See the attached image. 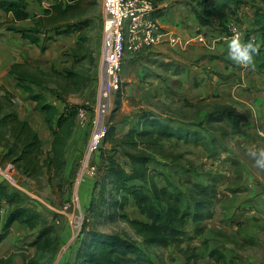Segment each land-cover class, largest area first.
<instances>
[{"label":"rangeland","instance_id":"rangeland-1","mask_svg":"<svg viewBox=\"0 0 264 264\" xmlns=\"http://www.w3.org/2000/svg\"><path fill=\"white\" fill-rule=\"evenodd\" d=\"M162 1L168 4L166 11L181 4L192 12L199 0ZM206 2L209 8L216 11L220 9L224 12L229 6L237 15L238 10L240 17L229 25H234L245 33L254 32L250 11L254 6L261 9L264 6L260 0ZM101 10V0H96L87 14L91 23L85 32L86 47L95 56L94 65L90 64L88 57L83 61L80 57L78 60L72 58L71 50L80 42L78 33L61 35L49 42L50 61H31L45 72L51 69L62 73L72 70L84 74L85 78L90 76L92 81L87 87L68 96L69 104L86 111L89 119L96 108L103 81L100 62ZM227 26L219 25V34L226 32ZM43 39L44 36H41L42 41ZM55 42L57 43L54 44ZM219 44L224 45V50H227V43L220 41ZM147 52L124 58L120 86L112 93L105 122L108 126V119L116 110V102H119L115 121L120 122L126 117L127 126H117L118 132H126L128 125L134 122L133 116L143 110L152 112L172 128H178L180 137L165 143L169 156L164 159L155 157L150 163L148 182L135 184L138 191L149 198V202L139 208L129 198V204L123 210L126 220L110 222L102 219L96 226L97 230L123 235L132 240L136 253L129 254L128 258L139 259L137 264H264V207L255 205L253 196L240 189L241 177L236 165V157L241 153L239 126L225 116L222 120L217 119L221 114L218 109L221 101L213 95L203 99L200 96L217 79L222 80L221 68L211 65L214 59H221V53L208 54L209 60L206 61L201 55L185 53L177 54V58L170 57V61L160 62L157 58L149 59V55L145 54ZM176 73L179 74L174 75ZM33 89L39 92L38 88ZM23 93L27 94L24 90ZM17 95L15 106L19 108L22 98L18 93ZM43 96L46 102L62 109L61 103L52 96L47 93H43ZM88 137L89 126L80 128L76 125L67 137L61 155L65 160L62 181L53 178L48 183L44 176L38 184L15 174L20 185L38 198L39 201L33 197L31 199L35 200L41 214L53 228L50 251L46 257L41 258L35 247L31 246L35 235L26 227L13 225L8 236L0 243V259L9 258L12 264H76L75 251L85 234L79 235L81 226L77 223L78 211L64 210V203L71 194L74 175ZM117 159L123 163L122 158ZM210 180L215 183L214 188L218 193L213 200L212 219L193 224L190 218H185V224L179 228L182 233L176 243L169 234L162 238L166 245L150 243L131 225L135 222L150 224L152 221L144 215L150 208L153 214L161 216L160 224L168 231L167 219L164 217L166 203L161 193L166 191L172 196H179L182 200L180 212L190 209L192 213L194 209L191 206L199 198L193 185H207ZM92 181L94 180H89L90 188L87 189L88 185L84 183L79 191L83 214L85 197L89 196V200L91 197ZM51 209H55V212ZM8 212L9 209L2 204L0 226ZM195 228L201 230V233H197ZM180 249L187 250V254L193 258L190 263H187Z\"/></svg>","mask_w":264,"mask_h":264},{"label":"trees","instance_id":"trees-1","mask_svg":"<svg viewBox=\"0 0 264 264\" xmlns=\"http://www.w3.org/2000/svg\"><path fill=\"white\" fill-rule=\"evenodd\" d=\"M28 0H0V9L12 15V22L0 24L7 31L19 34L42 51L46 44L61 35L78 33V44L71 50L74 59L81 61L88 57L91 65L95 64V56L86 47L85 32L90 26L88 12L96 4V0H53L31 27H16L15 23L28 19L26 10ZM41 3L42 0H36ZM264 5V0H260ZM206 0H199L192 10L201 26L212 24L213 13L206 7ZM254 32H247L243 42L249 41L250 36L258 38L260 46L255 54L254 63L258 72L264 73V6L255 8L251 18ZM41 36H44L43 41ZM83 55V56H82ZM14 80L27 93L28 98L35 103V109L43 114L49 133L53 136L52 147L45 152L42 140L31 125L20 118L15 106V95L4 86H0V165L12 164L17 174L34 183H40L46 176L48 183L53 178L62 181L65 160L61 158L65 142L76 125L79 107L69 104L68 96L78 89H84L92 81L89 76L72 70L64 73L51 69L48 72L41 70L30 61L15 63L10 68ZM176 73L174 75H178ZM33 87L38 88L35 92ZM43 93H47L62 109L53 103L46 102ZM116 110L108 119V130L99 149L97 174L91 188V197L85 208L84 221L79 235L85 234L75 251L76 264H137L139 259L128 258L129 254L136 253L135 244L129 238L116 233H102L96 228L102 219L114 222L125 219L123 210L129 204V198L142 208L149 202V198L138 191L136 183L146 184L150 175V163L155 157L164 159L169 156L165 143L179 138V129L162 122L152 112L140 110L133 116L134 122L128 125L126 132H118L117 126L125 128V120L115 121ZM219 118L237 122L243 117L234 108L221 104ZM77 126V125H76ZM117 157L122 158L119 162ZM210 184H194L198 200L190 209L180 212L182 200L179 196H172L164 191L162 196L166 203L165 219L169 230L160 224L161 216L153 214L150 208L144 215L152 222H135L137 231L150 243L166 245L162 238L166 234L172 236L174 243L182 233L179 228L185 224V218L192 223H200L213 217V200L217 196L213 180ZM2 204L9 212L4 223L0 226V243L8 236L14 224L26 227L35 235L31 243L42 257L50 251L53 228L48 219L41 214L32 200L21 192L0 181V208ZM152 205H150L151 207ZM1 222V218H0ZM197 230V228H195ZM201 233V230H197ZM187 263L193 258L187 250H181ZM0 264H12L9 258H1Z\"/></svg>","mask_w":264,"mask_h":264},{"label":"crops","instance_id":"crops-1","mask_svg":"<svg viewBox=\"0 0 264 264\" xmlns=\"http://www.w3.org/2000/svg\"><path fill=\"white\" fill-rule=\"evenodd\" d=\"M52 3L53 0H42L41 3L36 0H28L26 6L28 19L15 23V26L21 28L33 26L34 22L42 16L44 10ZM206 7L213 13L210 26H201L195 15L187 8H183L181 4H177L175 8L169 11L156 10L155 18L158 19L162 29L168 33L174 42L152 48L145 54L149 55V59L157 58L158 61L163 62L170 61V57L177 58V54L201 55L200 57L206 61V59L209 60L208 54L217 55V53H221V59H214L211 65L221 68L222 80L217 79L205 89V92H201L200 96L203 99L213 95L223 105L234 108L243 117L238 125L241 153L236 157V165L241 177L240 189L253 196L255 205L264 207V170L255 167L252 158L247 154L250 148L264 149V73L257 71L254 62L247 67L236 65L229 59L227 50H224L225 46L217 41L219 31H221L218 26H227L230 22L238 19L240 17L238 10L236 11L237 15H235L234 9L230 10L229 6L224 12L220 9L216 11L209 8L207 3ZM250 13L252 18L254 8ZM12 20L11 14L0 9V24L6 21L11 23ZM202 36H206V43L199 42ZM49 45L48 42L46 49L42 51L19 34L0 27V86L7 88L16 97H18L17 93L21 96L20 102L22 104L16 108L17 113L38 133L45 152L51 149L53 136L49 133L43 114L35 109V103L28 98L27 94L23 93L21 86L10 74V68L15 63L25 61H50L49 52L51 50ZM232 166L234 167V165ZM230 169L233 170L234 168ZM86 184L88 185L87 189L90 188L89 180L86 181ZM84 201L86 208L89 196L85 197Z\"/></svg>","mask_w":264,"mask_h":264},{"label":"built area","instance_id":"built-area-1","mask_svg":"<svg viewBox=\"0 0 264 264\" xmlns=\"http://www.w3.org/2000/svg\"><path fill=\"white\" fill-rule=\"evenodd\" d=\"M101 8L100 62L103 68V81L91 119L88 118L86 111L79 109L77 114V127L89 126V137L74 175L71 194L64 203V210L78 211L79 226L84 221L79 191L87 180H93L96 177L99 149L108 130L105 119L112 93L116 92L120 86L124 58L174 42L154 16L156 10L168 8V4L162 0H101ZM227 29L226 32L219 34L217 39L219 43L220 41L228 43L233 36H239L243 42L245 32L234 25L227 26ZM250 39L257 47L260 46L256 36L251 35ZM199 42L206 43L205 37L202 36ZM15 174L17 172L12 164L0 165V181L21 192L30 200L33 197L39 201L35 194L29 193L20 185L15 179ZM51 211L55 212V209Z\"/></svg>","mask_w":264,"mask_h":264},{"label":"clouds","instance_id":"clouds-1","mask_svg":"<svg viewBox=\"0 0 264 264\" xmlns=\"http://www.w3.org/2000/svg\"><path fill=\"white\" fill-rule=\"evenodd\" d=\"M258 47L251 40L242 42L239 36H233L227 43V55L236 65L250 66L254 62ZM247 154L252 158L255 167L264 170V149H248Z\"/></svg>","mask_w":264,"mask_h":264}]
</instances>
